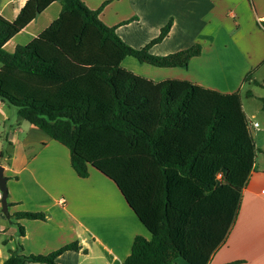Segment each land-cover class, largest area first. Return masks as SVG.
<instances>
[{
    "label": "trees",
    "instance_id": "obj_1",
    "mask_svg": "<svg viewBox=\"0 0 264 264\" xmlns=\"http://www.w3.org/2000/svg\"><path fill=\"white\" fill-rule=\"evenodd\" d=\"M54 3L61 6L58 18L2 60L0 100L17 109L20 121L66 147L78 177L93 168L115 184L150 234L133 239L122 264H173L177 258L209 264L234 223L258 151L239 92L177 79L156 82L126 70L127 57L156 68H187L202 47L151 54L167 37L170 19L154 39L132 48L99 19L104 4L91 10L81 0H27L13 21L0 15V53ZM243 82L264 88L252 72ZM9 219L45 215L20 212ZM80 248L72 242L35 256L17 244L2 264H57L63 252Z\"/></svg>",
    "mask_w": 264,
    "mask_h": 264
},
{
    "label": "crops",
    "instance_id": "obj_2",
    "mask_svg": "<svg viewBox=\"0 0 264 264\" xmlns=\"http://www.w3.org/2000/svg\"><path fill=\"white\" fill-rule=\"evenodd\" d=\"M26 1L0 0V15L13 21ZM81 1L89 9L97 10L104 0ZM107 3L99 19L108 27H116L117 36L123 31L124 41L132 48H141L154 39L170 19L167 37L151 47V54L165 56L195 43L202 47L200 56L192 58L187 68H156L134 59L139 64L137 69L129 70L134 74L156 82L185 80L230 94L247 86L243 81L248 73L252 72L255 79V72L264 69V0H108ZM54 7L57 19L61 6L54 3L9 40L2 51L12 55L32 41L53 22L48 24L49 18L43 17L40 25L39 20ZM143 26H151L149 37L142 35ZM248 85L254 86L249 82ZM256 132L258 151L241 192L237 216L225 239L211 254L209 264H264V146H258L264 145V133ZM0 166L6 177L9 215L20 212L45 215V220L11 222L0 210V264L17 244L24 255L36 256L48 255L72 242H78L80 250L63 252L55 259L57 264H122L136 236L150 239L111 180L93 168H89L86 178L78 177L71 167L69 150L31 124L20 121L17 111L1 100ZM17 224L23 228L22 236ZM173 264L188 263L177 258Z\"/></svg>",
    "mask_w": 264,
    "mask_h": 264
},
{
    "label": "rangeland",
    "instance_id": "obj_3",
    "mask_svg": "<svg viewBox=\"0 0 264 264\" xmlns=\"http://www.w3.org/2000/svg\"><path fill=\"white\" fill-rule=\"evenodd\" d=\"M108 0H104L103 3L101 4V6L104 4V6L107 3ZM58 5H60L58 3ZM103 6V7H104ZM57 7V6H56ZM56 8H51L49 9L46 14H44V16H42V18H40L39 20V23L40 25L42 24L43 22V17H48L49 18V21H47V23L49 24L52 20L54 21L55 20V15H54V10ZM125 13H129V8L128 6L126 5V10H125ZM125 14V15H126ZM125 20V19H123ZM151 26H143V36L146 37V36H150V33L152 31V29L150 28ZM133 29V28H132ZM130 33V31H129ZM119 36V35H118ZM121 36V37H120ZM120 38L124 41V36H123V31H121L120 33ZM139 41L141 40V37L140 38H137ZM125 42V41H124ZM126 43V42H125ZM128 44V43H127ZM130 46V44H128ZM9 56H11V53H9V51H2L0 53V64H2V60L3 59H7L9 58ZM138 63L134 60V58H127L125 60V62L123 63V67L128 69V70H135L138 68ZM131 66H133L134 68L132 69ZM264 77V69H259L255 72L254 74V80H257V81H262L261 78ZM247 86H245L243 89L239 90V96H240V100H241V103H242V106L244 108V111H245V115L246 117L250 120V121H255L259 124L260 128L256 130L251 128L250 130V133L251 135L253 136V139H254V142L256 143V136L255 134L257 135V130H260L264 133V109L262 108V103H261V98H264V88H261V87H256V86H251V85H248V82H244ZM247 90H250L254 96L253 97H247L246 96V91ZM11 109L17 111V109L13 106H9ZM260 148L261 146H264V145H258Z\"/></svg>",
    "mask_w": 264,
    "mask_h": 264
},
{
    "label": "water",
    "instance_id": "obj_4",
    "mask_svg": "<svg viewBox=\"0 0 264 264\" xmlns=\"http://www.w3.org/2000/svg\"><path fill=\"white\" fill-rule=\"evenodd\" d=\"M8 191L6 186V177L3 175V167L0 166V210L3 215L9 219V212H8Z\"/></svg>",
    "mask_w": 264,
    "mask_h": 264
},
{
    "label": "built area",
    "instance_id": "obj_5",
    "mask_svg": "<svg viewBox=\"0 0 264 264\" xmlns=\"http://www.w3.org/2000/svg\"><path fill=\"white\" fill-rule=\"evenodd\" d=\"M257 127H258V123L250 121L249 123L250 130L251 128L256 129ZM262 193H264V190L262 191Z\"/></svg>",
    "mask_w": 264,
    "mask_h": 264
}]
</instances>
